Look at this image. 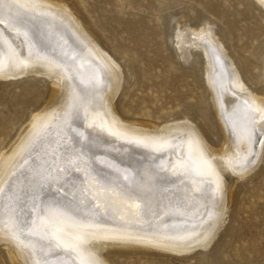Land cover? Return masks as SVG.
I'll use <instances>...</instances> for the list:
<instances>
[{
    "label": "bare ground",
    "instance_id": "bare-ground-1",
    "mask_svg": "<svg viewBox=\"0 0 264 264\" xmlns=\"http://www.w3.org/2000/svg\"><path fill=\"white\" fill-rule=\"evenodd\" d=\"M188 21L174 24V47L181 64H201L217 143L187 115L121 117V68L66 0H0V81L49 82L0 152L10 264H112L111 250L197 251L209 262L238 181L263 157L264 89L247 86L213 24Z\"/></svg>",
    "mask_w": 264,
    "mask_h": 264
},
{
    "label": "rangeland",
    "instance_id": "rangeland-1",
    "mask_svg": "<svg viewBox=\"0 0 264 264\" xmlns=\"http://www.w3.org/2000/svg\"><path fill=\"white\" fill-rule=\"evenodd\" d=\"M123 75L115 97L127 119L196 122L212 143L219 140L201 64L183 65L174 24L188 16L191 28L205 20L237 57L247 86L264 89V10L258 0H66ZM246 17V19H245ZM49 82L41 77L0 81V152L44 102ZM209 114L201 118L199 111ZM207 264H264V153L256 169L239 180ZM197 251L174 255L157 250H111L112 264H198ZM0 264H10L0 244Z\"/></svg>",
    "mask_w": 264,
    "mask_h": 264
}]
</instances>
